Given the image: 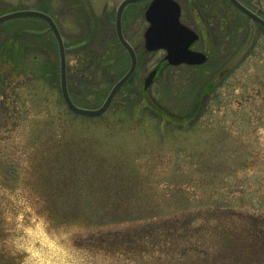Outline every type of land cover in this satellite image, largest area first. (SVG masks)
<instances>
[{"label": "rangeland", "instance_id": "rangeland-1", "mask_svg": "<svg viewBox=\"0 0 264 264\" xmlns=\"http://www.w3.org/2000/svg\"><path fill=\"white\" fill-rule=\"evenodd\" d=\"M121 1L0 0V15L34 8L53 16L68 47L69 88L91 97L92 108L130 66L116 34ZM178 1L182 21L203 32L195 47L207 49V62L168 65L133 96L165 56L144 53L149 2H134L123 29L138 68L97 117L65 104L46 22L0 24V44L18 46V35L32 44L22 58L0 51V264H264V28L255 25L250 47L251 22L228 0ZM241 1L264 16V0ZM83 45L107 62L93 77L103 96L81 90L90 76ZM22 64L35 72H20ZM150 101L194 115L168 122ZM190 214L201 215L202 228L185 246L167 242L164 223Z\"/></svg>", "mask_w": 264, "mask_h": 264}, {"label": "water", "instance_id": "water-1", "mask_svg": "<svg viewBox=\"0 0 264 264\" xmlns=\"http://www.w3.org/2000/svg\"><path fill=\"white\" fill-rule=\"evenodd\" d=\"M140 0H123L117 9L115 25L117 37L120 44L130 56L128 70L113 84L105 100L98 107H87L76 103L70 93L68 86L67 50L60 27L49 13L34 8L17 9L0 15V24L20 17H38L43 19L52 31L59 50L60 59V88L63 100L67 107L75 114L81 116L97 117L103 115L113 103L120 89L134 76L138 66L136 48L126 38L123 31V14L126 7ZM238 10L250 18L251 34L248 40H252L255 25L258 23L264 27V16L260 8L252 9L240 0H229ZM182 8L177 0H151L146 8L145 17L149 22L144 32V47L146 51L152 52L159 49L166 51L165 59L170 65L180 64H202L208 60V56L202 52L192 49V45L199 39L198 32L181 21ZM254 39L251 41L250 47ZM157 73L153 69L145 78L144 88L148 89Z\"/></svg>", "mask_w": 264, "mask_h": 264}, {"label": "trees", "instance_id": "trees-1", "mask_svg": "<svg viewBox=\"0 0 264 264\" xmlns=\"http://www.w3.org/2000/svg\"><path fill=\"white\" fill-rule=\"evenodd\" d=\"M23 18H28V20L34 19L35 21H43L44 22V20H42L41 18H38V17H23ZM45 31H46V29L45 30L25 29L23 32L31 34V35L35 36L36 38L41 39V37L43 38L44 35L47 34L46 33L47 31L46 32ZM19 36L20 35H18V46H17V43L12 41V39H9V41H3L0 44V51L11 49L12 52H18V57L22 58L23 54L25 53V48L28 46L31 47L32 44L23 43V41L21 40L22 37L20 38ZM55 43H56V41H55ZM24 45H25V47H24ZM77 52H79V54L81 55V61H82L81 70H83L86 74H90V76L87 77L84 85H82L83 87L81 86V90L87 92L89 95L96 94V93L101 95V93H102V96H103L106 89L105 88L102 89V84H100L101 85V88H100L98 86V83L95 81L94 78L97 76V74L100 70L99 69L100 67H103V69H105V67L107 66L106 60L102 59L103 56L97 55L96 51L90 46L83 45V46L79 47ZM19 68H20V72H22V73L28 71V69L29 70L32 69L31 71L35 72L34 68L33 67L31 68L29 66V64H27V65L22 64ZM91 76H92V79H90ZM131 80L122 89L128 87L131 83ZM139 90H141V94L142 93L144 94V89L141 86H138L137 90H131V94H133V96H135V95L138 96ZM70 93H71L73 99L80 105H86V106L89 105L90 106V105H93V103H94L91 101V97H89V96H83V97H79V95L77 96L76 93H73V89L72 90L70 89ZM150 103L152 104V106L150 105L151 110L154 111V113L157 116H160L161 118L166 119L168 122H173L175 119H179V118L182 120H189L194 115V112L192 111L190 114H187V115H184L183 117H181V116H178L176 114L170 113L168 110L157 108L156 107L157 104H155V102H153V101H150ZM134 106L137 107V104H135ZM199 218H201L200 214H190V215H187L185 217H177L174 221H168L167 223H164L163 227L164 226L165 227L163 229L166 230L165 234L168 235L169 238H171V239L166 238V241L167 242H169V241L178 242L179 241V243H178L179 247L187 245V244H185V242H180V241H183L184 238L190 236V233H197L202 228V227H199L200 225L197 223ZM151 236H156L155 232H153ZM147 241L150 243L151 247L157 246V243H155L153 241H149V240H147Z\"/></svg>", "mask_w": 264, "mask_h": 264}, {"label": "flooded vegetation", "instance_id": "flooded-vegetation-1", "mask_svg": "<svg viewBox=\"0 0 264 264\" xmlns=\"http://www.w3.org/2000/svg\"><path fill=\"white\" fill-rule=\"evenodd\" d=\"M146 1H148L149 3H148V5L150 4V2H151V0H146ZM179 2V1H178ZM180 3V2H179ZM228 3L231 5V3H230V1L228 0ZM148 5H147V7H148ZM180 5H181V8H182V13H181V19H182V14H183V6H182V4L180 3ZM192 9H193V7H192ZM124 14H125V12H124ZM209 16V15H208ZM145 19H146V17H145ZM123 21H124V16H123ZM146 21H147V19H146ZM185 23V22H184ZM185 24H187V23H185ZM188 26H190L189 24H187ZM257 25L259 26V27H262L261 25H259L258 23H257ZM191 27V26H190ZM192 28V27H191ZM262 28H264V27H262ZM195 30L198 32V34H199V39L196 41V42H194V44L192 45V49H194V50H197V51H202V52H204L207 56H208V59H209V52L207 51V49H205V48H202L201 50H199V49H196V47H195V45L198 43V41L201 39V37L202 36H204L203 35V32L201 31V30H199V29H196L195 28ZM144 53L145 54H150V53H152V52H149V51H146L145 49H144ZM207 62V61H206ZM169 64L167 63V60L165 59V56L163 57V59H162V61H160L153 69H156L157 68V73H156V75H155V77H154V80L157 78V76L163 71V69L165 68V67H167ZM153 69H151L150 71H152ZM150 71H149V73H150ZM148 73V74H149ZM147 74V75H148Z\"/></svg>", "mask_w": 264, "mask_h": 264}]
</instances>
